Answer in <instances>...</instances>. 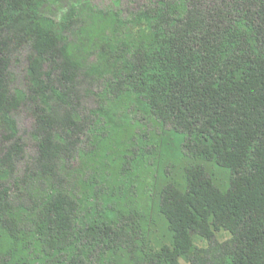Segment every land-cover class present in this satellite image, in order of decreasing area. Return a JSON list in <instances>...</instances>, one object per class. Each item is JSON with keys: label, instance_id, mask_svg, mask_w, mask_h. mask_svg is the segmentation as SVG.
I'll return each instance as SVG.
<instances>
[{"label": "trees", "instance_id": "1", "mask_svg": "<svg viewBox=\"0 0 264 264\" xmlns=\"http://www.w3.org/2000/svg\"><path fill=\"white\" fill-rule=\"evenodd\" d=\"M120 1L98 11L147 34L101 77L72 56L74 9L54 27L0 0V264H264V0H133L126 19Z\"/></svg>", "mask_w": 264, "mask_h": 264}, {"label": "rangeland", "instance_id": "2", "mask_svg": "<svg viewBox=\"0 0 264 264\" xmlns=\"http://www.w3.org/2000/svg\"><path fill=\"white\" fill-rule=\"evenodd\" d=\"M40 1V12L45 19L53 23L54 27H58L60 20L70 10L74 9L77 12L79 21L72 30L67 33V39L70 46L72 56L75 60L81 64L85 71L93 72L97 76H113L121 73L124 67V60L120 57L122 53L123 42L126 40L139 41L143 36L147 34V25L142 18H137L131 22L119 23L115 19H111L109 16L104 15L98 10H108V8H114V2L116 0H88L95 10H89L84 6L86 0H39ZM136 1V0H135ZM133 0H121L119 12L123 19L130 17L131 3ZM98 11V12H97ZM115 24L117 25L115 27ZM114 29V30H113ZM102 31L103 34L99 35ZM18 82L22 81V75L18 72ZM92 105L91 101H88ZM32 126L31 118L22 113L18 117V134L24 141L27 142V150L32 153L33 139L29 136V130ZM155 133H160L155 127L152 129ZM214 176L217 178L219 186L225 184L227 176L226 171L210 167ZM140 174V173H139ZM142 183L143 195L140 199L144 205L150 207V218H151V229L149 236V243L154 246L160 245L164 242L169 241V233L167 231L165 222L155 209L153 199L154 191H151L152 175L149 172H144ZM155 198V197H154ZM219 241H225L229 238L227 231H220L217 233ZM195 243L201 246L204 242L195 238ZM118 262H124L125 264H133L134 260L127 257L126 254L122 253L116 256ZM182 264H186L183 260Z\"/></svg>", "mask_w": 264, "mask_h": 264}]
</instances>
